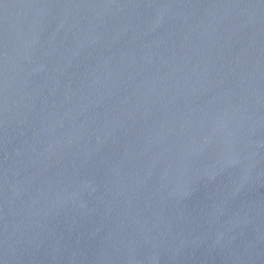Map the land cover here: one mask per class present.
<instances>
[{"label":"water","instance_id":"water-1","mask_svg":"<svg viewBox=\"0 0 264 264\" xmlns=\"http://www.w3.org/2000/svg\"><path fill=\"white\" fill-rule=\"evenodd\" d=\"M0 264H264V0H0Z\"/></svg>","mask_w":264,"mask_h":264}]
</instances>
